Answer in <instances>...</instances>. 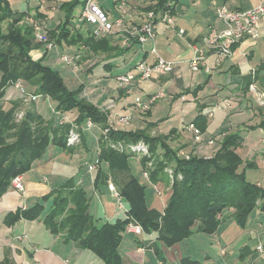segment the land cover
<instances>
[{
  "label": "crops",
  "instance_id": "0c3cea01",
  "mask_svg": "<svg viewBox=\"0 0 264 264\" xmlns=\"http://www.w3.org/2000/svg\"><path fill=\"white\" fill-rule=\"evenodd\" d=\"M8 1L10 5L13 4L12 0ZM19 1L15 0V2ZM68 1L71 0H45V2L39 0L35 10H31V2L26 0L28 3L26 11L29 13L26 21L33 25L37 21L43 24L49 40L55 44L53 48H48L45 43L36 40L34 32L35 42L38 43V46L30 52V55L35 61L42 60L43 64L47 65V59L53 52H56L60 59L61 55L68 54L72 64H68L69 66L66 68L59 70L54 66H47L58 70L61 75L62 72L66 75L70 74L68 76L69 84L68 79L66 81L63 75L62 77L69 88L70 86L73 87L70 88L71 90H76L77 82L81 84L79 77L81 79L86 78L85 84L91 82L94 91L88 94L86 89L90 88V85H85L83 96L93 102L100 110L107 112L109 123H112L116 129L147 130L152 136L169 135L168 143L172 148L178 149V156L182 158L193 153L210 158L220 149L226 134L239 133L244 141L237 149L238 154L243 158L255 154L256 148L251 145V138L253 134L257 137L259 127L264 126V106L258 104L253 90L250 88L248 91L245 90V83L251 76L252 83L255 86L259 84L261 90L264 91V51L262 50L264 49V17L261 20L259 38L256 40L244 39L234 48L233 56L221 62L217 61L218 55L215 52L206 48L204 37L211 30H223L225 28L224 22L218 16L217 8L225 7L232 11L251 10L258 6L261 0H175L172 15L175 26L158 20L155 29L158 54L167 61L177 62V65L167 75L154 74L151 79L137 80L128 88L119 87L116 79L115 82L107 80L106 85L101 88L97 83L102 84L103 79L94 77L93 70L100 64L106 70H111L115 66L125 65L132 58L139 56L138 63L127 66L126 72L121 73L126 74L129 71L135 72V67L140 62L151 63L153 61L154 55L150 51L151 43L142 45L134 32L145 22L147 7L155 1L97 0L111 20L123 18L126 25L124 30L116 28L113 33L101 36H96L92 30L94 26L83 19V7L78 14H75L76 7L72 22H76L77 30L85 35L95 36L97 39H106L112 48L111 51L98 53L89 50L85 45L72 47L66 42L59 45L50 38L48 32L57 28L65 20L66 9L62 7V4ZM83 2L80 0V4ZM38 13L41 15L37 18ZM181 29L183 33L179 32ZM196 47L206 51V65L209 70L203 67L200 71L194 72L190 69V60L195 55ZM72 52L75 53L73 57L70 56ZM113 61H116L117 64ZM32 89L33 94L34 88ZM157 93L161 95L149 111L134 110L133 103L137 96L147 99ZM20 96H22L20 89L12 85L7 88L4 102L7 105ZM40 98L51 100L50 97L35 95L31 104L35 106L38 112L37 101ZM28 100L29 98L24 97L23 104H26ZM217 104L226 107L216 109L213 116L204 114L205 110H209ZM202 108V114L206 116L207 124L205 129L201 131L202 140L196 142L195 133L189 126L194 125V121L201 114ZM53 111L58 120L53 121L55 126H59L61 120L76 126L77 110L60 113L53 108ZM120 115L127 116L129 124L121 123L120 127L117 128L115 120L122 117ZM200 123L204 126L201 120ZM93 126H89V131H93ZM77 129L83 133V138H85V130L79 129V126ZM100 130L102 134L103 131ZM94 134L97 142L95 149L98 151L101 134L99 135L97 132ZM83 138L81 135L80 143L67 144L68 147L51 145L41 158L33 162L31 169L22 174L24 192H20L11 186L0 197V264L6 262L10 264H87L89 261L98 262L97 260L104 264L91 251L84 250L71 242H66L61 235L52 234L44 221L49 212L44 213L47 202L42 201L43 196L60 188L69 180H73L76 185L82 188H84L82 184L88 178L91 183H95L99 164L83 167L88 157H91V160L94 159L93 153L85 146V139L83 140ZM141 141L145 142L144 140L138 142ZM167 169L172 171L170 167ZM101 179L103 182H107L106 191L116 201L115 217L113 219L108 218L107 221H115L119 219L121 210L127 213L129 204L125 201V203L123 202L124 208H118L117 199L108 187L110 182L117 187L116 183L111 179L107 181H104L103 177ZM147 180L154 187L163 183L166 188L165 192L168 194L171 191V185L166 182L154 183L150 177ZM98 184L99 182L93 184L96 196L102 194ZM159 194L163 193L159 191ZM87 196L90 199L91 212V197L88 194ZM38 202L44 204V209L38 218H16L18 210L29 209ZM98 224L102 223L98 222ZM143 235H140L128 249L127 247L124 248L121 242L122 257L124 259L127 257L128 264H146L149 256L147 254L153 253L157 258V264H167V256L163 249H161L162 257L160 258L156 255L154 248H150L154 242L157 244L153 240V236L155 237L156 234L146 235L148 241ZM218 244L221 246L220 242ZM178 262L181 264L180 259Z\"/></svg>",
  "mask_w": 264,
  "mask_h": 264
},
{
  "label": "trees",
  "instance_id": "16d2710c",
  "mask_svg": "<svg viewBox=\"0 0 264 264\" xmlns=\"http://www.w3.org/2000/svg\"><path fill=\"white\" fill-rule=\"evenodd\" d=\"M154 1L147 7V11L173 15L175 0ZM79 4L80 0H71L62 5L66 9L65 20L48 32L50 38L59 45L63 42L68 45H85L95 53L111 51L106 39H97L72 30L74 9ZM28 14L27 11H14L8 0H0V41L9 44L6 48H0V197L11 187L13 178L29 171L33 162L41 158L51 145L68 147V135L73 128L69 122L55 126L53 121L44 119L35 106L27 108L23 117L18 119L17 114L23 111L24 99L10 101V108L6 110L4 99L7 88L21 80L34 88L33 95L55 100L57 112L77 110L75 124L79 129L85 120L92 121L102 130L109 129L107 136L102 133L98 142L100 162L107 163L108 170L104 171L99 163L95 183L102 177L104 181L113 178L121 196L129 204L128 218L98 224L90 212V199L85 189L73 180L42 199L44 202L53 199L44 220L48 230L63 236L66 242L91 251L104 264H124L120 245L130 222L141 225L147 234L154 232L156 240L172 246L189 238L195 223H199L202 231L215 233L228 208L235 210L234 219L243 225L254 209L264 211V188L248 181L245 169L240 170L244 161L237 149L244 140L239 133L226 134L220 149L210 158L194 153L189 154V158H182L178 156V149L168 143L169 135L152 136L147 130L111 127L109 114L83 96L84 86L71 90L58 70L31 57L30 52L38 46L34 25L25 22V27H15L20 21L26 20ZM40 15L38 13L37 18ZM7 18H14L16 24H12L8 34L1 35V23ZM252 81L251 76L248 77L246 91ZM202 111L203 108L194 121V126L200 131L207 124ZM81 135L83 138V133ZM140 140L147 142L152 156L160 159L158 166L150 173L152 182H165L163 173L167 167H172L173 181L169 180L171 197L164 211L148 203L146 186L134 175L129 164L132 154L129 151H117L110 143H137ZM147 160V157L141 160L144 169ZM260 199L263 200L261 204L258 202ZM43 209V202H38L29 209L18 210L16 218L36 219ZM154 243L150 248H154L156 255L161 258V250ZM181 263L202 264L189 256L182 258Z\"/></svg>",
  "mask_w": 264,
  "mask_h": 264
},
{
  "label": "rangeland",
  "instance_id": "374dc122",
  "mask_svg": "<svg viewBox=\"0 0 264 264\" xmlns=\"http://www.w3.org/2000/svg\"><path fill=\"white\" fill-rule=\"evenodd\" d=\"M38 1L39 0H30L31 10H35ZM12 2L13 4L11 5V8L14 11L22 12L28 9V3L26 2V0H20L19 2H15V0L14 1L12 0ZM82 7L83 4L82 3L79 4L75 9V14H78L82 9ZM14 22H15L14 18H7L6 21L1 23V27H2L1 35L8 34L10 32V28L12 24L15 26L16 23L14 24ZM25 22L27 21L26 20L20 21L19 23H17L15 27L16 28L19 27L21 28L22 26L25 27L26 25ZM37 22L43 27V24H41L39 21ZM71 24H72L71 25L72 30H75V32L78 31L76 22L73 21ZM95 29L96 27H92V30L95 31ZM7 46H9V44L6 41H0V48L2 47L6 48ZM69 46L79 47V45H74V46L69 45ZM262 50L264 51V49ZM70 54H72L70 56L73 57L75 53L72 52ZM60 60L62 59L58 57V54L56 52H53L52 55H50L49 58L47 59V65L54 66L59 70L66 68V66H69L68 63H62ZM139 60L140 57L136 56L132 58L130 61H128L127 64L122 66L120 65L118 67L115 66L111 70H106L104 66L101 64L99 66L94 67L93 70L94 77L103 79L102 84L97 83V85L103 88L106 85L107 80L115 82V79L119 74L126 72L127 66L134 65L135 63H138ZM113 63L117 64L116 61H113ZM62 75L66 79V81L68 79L67 82L69 84L68 76H70V74L66 75L62 72ZM0 79H1V75H0ZM85 80L86 78L81 79L79 77V81H81V84L80 82H77L76 89L81 88V86H84L85 89L86 87L85 85L87 86L90 85V88L86 89V92L88 90L87 93L90 94V92L92 93L94 91V86L91 85L92 84L91 82L89 84L87 83L85 84L84 83ZM23 85L25 86V89L24 91L20 90V93L22 94V96H20V99H24V97L29 98L26 104H22V110L24 112L27 108L33 106L31 102H33L32 100L34 99L35 95L32 94V90H33L32 87L25 84V82H23ZM71 87L72 86H70V88ZM256 87L261 90V86L259 84H256ZM37 105L39 109V114L43 116L44 119L50 121L57 120L56 114H54L53 111V108L57 107V102L55 100L40 98L37 101ZM9 108H10V104L5 105L6 110H8ZM176 121H178V119H176ZM88 122H89L88 120H85L81 126L83 128V131L85 130V140H84L85 146L87 147V149H89L91 153H93L94 159L91 160V157H88V159H86L85 163L83 164V167L86 168L89 165H93V164L96 165L101 163L103 170L107 171L108 164L106 165L105 162H100L98 151L97 149H95V145L97 142L94 132H97L100 135L101 127H99L97 124H94L93 131H89ZM115 122H116V127L119 128L121 125L120 118L119 119L117 118ZM259 128L261 129V131L260 129L257 131L258 136L256 137L253 134L251 138V145H253L256 148L255 154L244 158L240 155L244 161V164L241 166L240 170L245 169L246 178L248 181L264 188V126H260ZM108 131L105 134L106 136L108 134ZM110 143L112 144V142ZM120 143L122 144L125 143L126 145L136 144V143H126V142H120ZM116 150L120 151L118 149ZM129 153L132 154L129 158V164L131 170L134 173V175L140 179L142 184L146 186L148 203L150 204L151 207L156 208L160 211H164L165 208L168 207L169 205L171 192H169V194L168 192H165L166 188L164 187L163 183H160V185H158L157 187L152 186L143 173L144 167L141 162L143 157H147L148 160L146 163V170H148L150 174L151 171H153V169L155 168V166L156 165L158 166V161L160 159L157 160L155 156H152L150 151L145 156H142L141 154L132 151ZM169 167L172 169L171 166ZM167 168L165 169L163 176L165 178V182L169 183V180L170 182L173 181L172 180L173 170L169 171V169ZM109 179H111L114 182L112 177H110ZM98 182H99L98 188L100 190V193H102L100 196L95 195L94 186H93V184L95 183H91L89 178L85 180L82 186L86 189L87 194L91 197L92 215L99 223H104L105 221L109 220L108 218L113 219L115 217L114 207L116 201L113 197H111V194H109V192L106 191L107 182H103L101 178ZM169 184L171 185V183ZM159 191L162 192L163 194H159ZM122 201L125 203L126 201L125 198L122 197ZM46 202H47L46 204L47 206L44 213L50 211L53 200L49 199ZM258 202L259 204H261L263 200L260 199ZM234 211L235 210L233 208H228L225 210L223 214V218L225 220L221 222L219 228L215 233H206L199 228V223H195L191 228L193 232L192 235L189 238L179 243H176L172 246H168L165 243H162L161 241H157L156 236L155 237L153 236V240L157 242L156 246L160 250L163 249L165 251L167 256L166 259L167 264H179L178 262L179 259L181 262L182 258L188 256L193 259L199 260L202 264H220L221 262H223V264H264V254L257 250V246H264V211H262L259 208L254 209L252 213L249 215L247 223L244 225L238 223L234 219L233 217ZM119 218L127 219L128 213H126L124 210H121L119 212ZM146 235L148 234L145 233L143 237H145V240L148 241V237H146ZM138 237L140 236L135 234H130L128 231H126L123 235L122 245L124 246V248L125 247H127V249L131 248L130 245H132V243H134V241L138 239ZM218 242L221 243V246L218 244ZM222 250L226 254L225 257H222L221 255ZM147 255L149 256L147 257L148 259L146 264H157L158 262L157 258L153 253L151 254L148 253ZM126 258L125 259L123 258L124 264H128ZM97 261L98 262L89 261L87 262V264H96V263L102 264L101 261L99 260Z\"/></svg>",
  "mask_w": 264,
  "mask_h": 264
},
{
  "label": "built area",
  "instance_id": "2783aa9c",
  "mask_svg": "<svg viewBox=\"0 0 264 264\" xmlns=\"http://www.w3.org/2000/svg\"><path fill=\"white\" fill-rule=\"evenodd\" d=\"M45 2V0H42ZM217 13L219 18L224 22L225 28L223 30H211L205 37L204 42L206 48L215 52L218 55L217 61L221 62L222 60L233 56L234 48L241 43L244 39H258L260 36L261 20L264 17V0L260 1V4L251 10L244 11H232L225 7L217 8ZM82 17L85 22L96 27L94 34L96 36L111 34L116 28L124 30L126 27L123 18H118L111 20L108 13L99 5L97 0H85ZM162 21L170 26H175V20L169 13L157 14L155 11L150 10L146 14V20L141 27L137 28L134 34L137 36L138 41L144 45L146 43H151V53L154 55V59L151 63L145 61L140 62L135 67V72L129 71L126 74H121L116 77L119 87L128 88L133 82L139 80L151 79L154 74L158 75H167L169 74L174 67L177 65V62L167 61L163 59L157 51L156 47V21ZM36 40L41 43H45L48 48H53V44L49 37L46 34V30L38 23H34ZM131 32V31H130ZM183 33L181 29L179 31ZM207 53L202 48H195V55L190 60V69L194 72L200 71L203 67L209 70V67L206 65ZM62 61L68 64H72V61L67 55H61ZM255 74V73H253ZM16 88L24 91L23 82L21 80L15 83ZM250 89L253 90L256 94V100L259 105L264 106V91H261L256 88V86L251 83ZM160 93L153 94L147 99H143L141 96H137L133 103V108L141 112L149 111L152 106L155 104L157 99L160 97ZM226 107L222 104H217L209 110H205L204 114L208 116H213L216 109ZM24 115V112L21 111L17 114L18 119H21ZM67 121L61 120V123H66ZM120 122L123 124H129V118L127 116L120 117ZM60 123V124H61ZM89 126H93L94 123L89 120ZM111 127L114 128L112 123ZM77 125H73V128L70 130L67 144L74 145L81 142V133L77 129ZM190 129L195 133V141L199 142L202 140L201 131L191 124ZM105 135L108 129L102 130ZM111 146L120 151H129L139 153L142 156H145L149 153L150 147L145 142H137L136 144H125V143H112ZM188 154L186 158H189ZM95 168V167H94ZM146 178L150 177L148 170L144 171ZM11 186L20 192H24L25 187L22 179V175H17L13 178ZM109 189L112 191L114 197L117 199L118 208H124V203L122 201V196L115 186L114 183L108 184ZM127 231L135 233L140 236L143 235L144 230L141 225L130 222L127 226ZM257 250L264 254V246H257ZM222 256L226 254L222 250Z\"/></svg>",
  "mask_w": 264,
  "mask_h": 264
}]
</instances>
